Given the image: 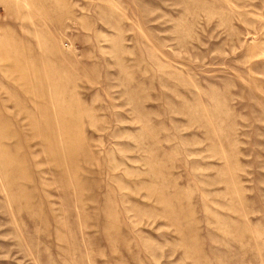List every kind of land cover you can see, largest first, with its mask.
<instances>
[{"label": "rangeland", "instance_id": "1", "mask_svg": "<svg viewBox=\"0 0 264 264\" xmlns=\"http://www.w3.org/2000/svg\"><path fill=\"white\" fill-rule=\"evenodd\" d=\"M0 264H264V0H0Z\"/></svg>", "mask_w": 264, "mask_h": 264}]
</instances>
